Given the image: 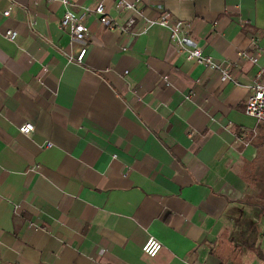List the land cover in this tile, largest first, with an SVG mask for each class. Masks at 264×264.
<instances>
[{
    "label": "crops",
    "instance_id": "crops-1",
    "mask_svg": "<svg viewBox=\"0 0 264 264\" xmlns=\"http://www.w3.org/2000/svg\"><path fill=\"white\" fill-rule=\"evenodd\" d=\"M127 1L0 0V264L264 261V124L244 113L264 0ZM98 4L126 30L89 14V38L70 41L65 11ZM165 13L237 85L146 23Z\"/></svg>",
    "mask_w": 264,
    "mask_h": 264
},
{
    "label": "built area",
    "instance_id": "built-area-1",
    "mask_svg": "<svg viewBox=\"0 0 264 264\" xmlns=\"http://www.w3.org/2000/svg\"><path fill=\"white\" fill-rule=\"evenodd\" d=\"M63 5L68 6V0H61ZM135 3H131L127 0H114L113 10L115 12L134 10ZM9 12L5 11L4 16H8ZM89 14H94L98 17L99 23L109 30L125 31V27H121L118 23L114 22L104 11L102 4H98L93 10L85 9L81 15H75L70 10H66L61 21L60 27L62 29L69 30L70 41L84 42L89 38V33L85 27V20ZM148 25L157 24L161 27L167 28L170 31V43L171 45L181 53L184 58L189 62H194L199 65H203L210 70H216L220 73L221 81H228L234 85H237V81L230 76L228 67L222 63H215L211 57L202 54L201 49L195 43V41L188 34V25L183 21L176 20L171 22L170 15L164 14L159 19L154 21H146ZM16 32L7 31L5 37L9 41H14L16 38ZM86 48H81L79 53L73 57L74 60L81 63L85 57ZM239 57L247 59L252 63L257 62V57L254 54H247L244 52L239 53ZM166 81V77H163ZM244 113L246 116L251 117L257 121V123L264 124V73L260 72L256 81L250 87V94L248 95L245 103ZM19 131L23 134L29 135L34 131L32 123H24L19 128ZM51 143H47L46 147H50ZM161 243L153 238H148L144 245L141 247L142 253L148 257H155L161 249ZM264 264V261L258 263Z\"/></svg>",
    "mask_w": 264,
    "mask_h": 264
},
{
    "label": "rangeland",
    "instance_id": "rangeland-1",
    "mask_svg": "<svg viewBox=\"0 0 264 264\" xmlns=\"http://www.w3.org/2000/svg\"><path fill=\"white\" fill-rule=\"evenodd\" d=\"M261 139V138H260Z\"/></svg>",
    "mask_w": 264,
    "mask_h": 264
}]
</instances>
